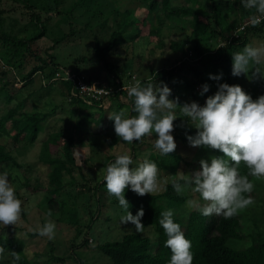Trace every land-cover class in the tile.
I'll use <instances>...</instances> for the list:
<instances>
[{"label": "trees", "instance_id": "1", "mask_svg": "<svg viewBox=\"0 0 264 264\" xmlns=\"http://www.w3.org/2000/svg\"><path fill=\"white\" fill-rule=\"evenodd\" d=\"M113 1L112 3L111 0H0V96L4 95L5 104L8 105L19 95L15 101L19 102L17 106L9 107L7 113L0 117V137L11 136L14 141L27 138L30 143H34L42 130V124L57 108V106L53 107L51 113L35 111L28 115L24 110L27 96H21L22 94H18L16 91L13 93V90L9 93L10 91L7 89L8 81L3 80L7 72L2 69L4 65L13 67L17 62L32 56L35 64L32 65L27 74L21 77L22 86L31 85L37 74L44 78L46 82L43 85L44 88H54L57 83L65 86L67 97L72 100V104H76L75 109L69 113L70 119L73 120L75 115L79 116L76 120V126L81 129L90 128L92 122L95 121L100 129L97 132L95 128V132L99 136L107 137L110 147H116L120 144H127V142L116 135L114 121L109 119L108 124L103 126L104 114L98 111H103L102 108L105 105H102L103 101H109L115 107L112 114L126 109L124 118L137 115L132 111L134 98L128 96L127 89H124L123 76L120 75V70L117 69L112 60L114 51L121 47L118 45L121 37H124L126 42H131L136 38H147L141 36L140 26L148 25L150 28L148 38L155 37L158 44L163 45L161 34L165 22L171 19H181V17L190 18L187 25L178 27L182 32V38L176 41L171 40L169 43V48L174 53L179 52L180 57L171 66L156 70L151 73L149 78L140 80L142 86L147 83L168 85L172 91L170 97L178 100L180 107L189 99L176 98V94H179L180 91L184 93L189 91L191 96L193 95L195 98L193 93L195 87L199 86L202 89V85H210V75L219 76L222 74V78L233 85L232 55L236 52H242L246 45H251V38L264 37V19L259 25L253 27L249 18L261 14L256 9L244 8L242 0H188L189 5L185 6L175 5V0H147L145 8L143 6L142 8L146 10L148 17L152 16L155 22L150 23V25L147 23V16L140 20L135 16V9L120 10L116 6L115 0ZM5 2L20 4L28 10L29 21L21 29L16 31L13 26L4 27L6 24L5 14L8 12L2 7ZM204 3L208 5H203ZM66 5L67 7H65ZM232 12L236 14L227 21V16ZM83 16L97 18L100 29L114 27L106 45L103 46L101 42L96 40L89 55L73 51L77 55L74 60L79 64L71 62L68 64L69 59H65L70 67L60 64L53 55L48 56L46 61L32 54V49L36 48V40L43 37H52L53 43L50 49L72 43L79 37L80 32L83 33L91 28L89 22H86L81 27L82 29L78 27L77 22ZM54 19H57L55 23H53ZM182 21H186V19ZM183 24L185 23L183 22ZM241 26L244 27V30L237 33L236 29ZM29 31L32 34L25 35ZM22 33L24 36H21ZM134 44V41L131 42L129 47H133ZM94 63L101 65L106 72L103 82L100 81L103 78L100 79L99 76L91 75L89 68L90 65H95ZM82 64H87L84 70L81 69L80 65ZM187 73L192 75L191 79ZM261 83L264 86V76H262ZM82 85L87 88L94 86L97 89H104L108 91V94L102 97L101 101L94 100L89 95L86 97L82 93L80 90ZM173 90H178V92L173 93ZM212 93L214 95L216 92ZM121 95L128 99V104L120 101ZM86 99L91 100V103H86ZM196 103L200 106L205 104L200 103L197 99ZM176 110L177 119L174 121L173 137L182 150L185 149V153L150 154L149 157V160L155 162L161 172L159 179L165 178L164 174L166 173H173V179L162 186V192L146 194L143 197L132 192L130 185L125 189V199L130 205L128 211L135 216L138 210L143 208L145 215L141 222L145 226L144 229L152 228L155 233L154 240L146 235L126 234L120 241L106 242L97 245L96 248L110 259L111 264H170L172 253L169 248L165 247L168 237L159 220L162 212L172 210L173 213H179L182 216L180 218L173 215V220L181 226L186 239L191 242L193 264H264V228L258 225V220L247 216V207L227 218L222 214L205 216L201 210L191 211V209L187 215L182 214V210L187 207L186 202L190 198L189 190L194 185L185 188L178 194L173 183L179 182L183 185L184 181L175 176L177 172L188 174L198 171L201 160H207L210 163L213 157L224 158L229 161L230 166L234 165L230 158L223 157V153L218 150L204 146L191 147L187 137L196 135L195 123L189 121V118L185 117L179 109ZM8 122L12 124L11 130L14 133L8 132L6 128ZM137 143L140 141L132 142L133 153L136 152L134 146ZM59 149L61 150L59 151ZM115 159L114 157L107 158L105 168L109 163H114ZM39 162L48 172L44 170L45 176L38 186H47L54 190L53 196L47 197V206L43 209L48 213L51 212L50 217L55 218L57 224L65 216V226L68 225L74 229V239L83 236V239L80 240V247H88L89 235L101 217V206H104L99 203L101 199L98 194L106 189L105 180L103 179L100 187L96 184L94 192L89 190L88 193L81 192V196L88 194L85 196L88 200L91 199V195L95 198L97 210L94 212L90 207L85 206V203L82 205L76 201L69 202L68 199L61 200L55 194L62 187V179L65 174L73 177L72 139L60 135L52 136L51 140L44 144ZM4 166L20 168L16 160L0 144V174L5 172ZM130 167L133 168L132 165ZM238 172L241 176H248L249 181L253 184L251 193H244V196L250 197L253 201L251 204L254 206L258 203L263 204L264 177L249 175V169L243 162L238 166ZM29 186L28 181L23 182L25 189H28ZM104 193L102 192L101 195ZM16 196L22 201L18 191H16ZM197 196L199 199L202 198L199 193ZM114 198L111 207L115 208L118 205L122 209L116 197ZM54 204H57L55 209ZM86 212L88 219L83 222ZM125 212L127 213L126 210ZM22 213L26 214L23 206ZM105 219L109 220L110 216L108 215ZM250 222L252 226L248 224ZM19 231L17 229L16 233L5 236L0 233V247H4L5 252L19 254L21 251L20 253H23L25 246L18 240ZM17 232L19 233L17 234ZM153 243L154 245H152ZM70 245L74 248L79 246L78 244ZM151 246L155 247L153 253L150 252ZM11 258L13 260L12 256ZM53 260L62 261L64 259L56 257ZM15 263L29 264L26 258L22 260L21 257Z\"/></svg>", "mask_w": 264, "mask_h": 264}, {"label": "rangeland", "instance_id": "2", "mask_svg": "<svg viewBox=\"0 0 264 264\" xmlns=\"http://www.w3.org/2000/svg\"><path fill=\"white\" fill-rule=\"evenodd\" d=\"M111 1L112 3L114 2L113 0ZM115 3L120 10L125 8L135 9V16L140 20L147 16L146 10L142 8V6L145 8L147 0H115ZM174 4L185 6L189 5V1L175 0ZM203 5L207 6L208 4L204 3ZM2 7L8 11L5 14L6 24L4 27L7 28L13 26V29L17 31L28 23L29 12L22 5L5 2L2 4ZM65 7H67V5ZM235 14V12H232L227 16L226 20L229 21ZM146 18L149 25L154 22L152 16H147ZM185 19L186 21H182ZM189 20V17H181V19H171L166 21L164 28L162 27L161 34L163 45L158 44L155 37L148 38L150 29L148 25L143 27L140 26L142 31L141 36L147 38L143 37L134 39L133 41L135 44L133 47H129L130 43L133 41L126 42L124 37L120 38L118 45L121 47L114 51L112 60L117 69L120 70V75L123 76V82L125 83L124 89H128L133 85L135 80H145L150 77L152 72L163 67L171 66L175 63L176 59L180 57V53H174L172 49L169 48V43L171 40L176 41L182 38V32L178 27L187 25ZM56 21L57 19H54L53 23ZM86 22L90 23L91 28L83 33L80 32L79 37L76 40H73L72 43L62 44L59 47L54 46V49H50L53 43L52 37H43L36 40V48L32 49V54H35L46 61L48 60V56L53 55L56 61L66 66H68L70 62L79 64L74 60L77 56L75 53L89 55L96 40L101 42L103 46L106 45L112 31L114 30V27L100 29L98 19L90 18L88 16H83L77 22V25L81 28ZM183 22L185 24H183ZM53 28L55 27L53 26ZM30 34H32L30 31L25 33V35ZM21 36H24V33H22ZM251 45L254 47L264 46V37L251 38ZM73 51L75 53H73ZM65 59H69L67 61L68 64ZM20 62H17L13 67L2 66L1 64L3 67L2 69L7 71L3 80L5 82L8 81L7 89H9V93L13 90V93L16 91V93L22 94L21 96H27L25 99L24 110L28 115L35 111L51 113L54 109L53 107L57 106V108L54 109L52 115L50 114L47 120L42 124V130L34 143H30L27 138H21L14 141L11 136L0 137V144L5 147L6 151L10 153V155L16 160L17 164L20 165V168L13 166H4V168L5 171L9 173L10 183L20 194L23 210L26 212V214L21 212V220L16 225L4 226L3 224H0V233L2 236H5L6 234L12 235L13 233H16L17 229L20 230V233L17 232V234L19 233L18 240L21 243H24L25 247H23V253H20V251L19 254L22 260L26 258L29 264H111L110 259L96 248L97 245L106 242L120 241L126 234L146 235L149 236L151 240H154L155 233L152 228H145L142 231L137 232L133 225L121 224V217L125 216L127 213L125 210H122L123 208H119L118 205L115 208L111 207L115 198L109 195L107 189L102 191L103 193L105 192V196L101 195L102 192L101 194H98L101 199L99 203L104 206H101V217L94 225L89 235L91 243L88 247H80V240L83 239V236L76 240L74 239V229L71 226H65V216H63L57 224L54 220L55 218L50 217L48 211L43 209L47 206V197L50 198L53 196L52 193H54V190H51V188L47 186H38L39 182H41L45 176L44 170L48 172L45 167H42L39 159L44 144L49 142L54 135H60L64 138L72 139V151L74 157L73 177L65 174L62 179V187L56 191L55 194L61 200L68 199L67 201L69 202L76 201L82 205L85 203V206L90 207L94 212L97 210V202H95V198L91 195V199L88 200V198L86 199L85 197L88 194L81 196V192L86 193L88 190L94 192L93 190L96 184H98L99 187L102 185L103 179L106 175L105 163L107 158H116L118 155L128 154L133 158L132 167L135 168L143 163L144 160H149L150 154L162 155V153L154 146V141L156 139V133L154 131L150 136L143 137L140 143H137L134 146L136 152L133 153L132 143L110 147L109 139L103 135L99 136L95 132V128L97 132L99 129V125L95 121L92 122V125L88 129L78 128L76 126V120L79 116L75 115L73 120H71L69 116L70 111L75 109L76 104H72V100L67 97L65 86L57 83L54 88H44L43 85L46 82L40 74L35 76L31 85L22 86L23 83L21 77L27 74L32 65L35 64V61L32 56H28L26 57V60H21ZM94 64L95 65H90L89 68L91 75L99 76L100 79L103 78L100 80L103 82L106 77V72L102 69L101 65ZM86 65H80L81 69L84 70ZM257 69L263 75L264 63L260 65L250 63L248 69L249 72L247 74H241L239 77L234 76L232 79L233 85H239L254 101L258 97L264 96V86L261 83L262 76L255 73ZM128 75H130V78ZM187 75L189 79H191L190 77H192V75L189 73H187ZM223 83H227L230 86L232 85L226 82L224 78H221L219 81L211 80L209 91L204 93V95L200 94L202 89L199 86L195 87L193 92L195 98L193 95L191 96L189 91L184 93L182 91L178 92V90H173V93H176V91L179 93L176 94V98L184 97L189 99L187 102L189 104L196 102V99L200 103H205L206 99L213 95L212 92H217L218 84ZM18 96H16V98H14L8 105L5 104L4 95L0 96V117L7 113L10 109L9 107L17 106L19 102L15 101ZM170 96L169 99L174 100ZM119 99L122 103L128 104V99L124 96L121 95ZM102 105H104L102 108L103 111L98 112L104 114L103 126H106L109 121L108 116L114 112L115 107L113 106V103L109 101H103ZM202 105L204 106V104ZM176 111L177 110H175V114ZM11 126L12 124L9 122L6 124L8 132L14 133V131L11 130ZM172 135L174 136L173 133ZM174 141L177 145L174 153H185V149L182 150L178 145V142L176 140ZM60 150L61 149H59V151ZM160 175L161 172L159 170L158 182L160 184V191L157 193L162 192V186L166 184V182L171 181L174 177L173 173H166L164 174L165 178L159 179ZM25 181H28V184L30 185L28 189L23 187V182ZM189 195L190 198L188 201L198 200L201 206L199 209H191V211H202V208L208 204L203 198L199 199L197 193L194 192L192 188L189 190ZM56 206L57 204H54V209ZM189 210L190 208L188 206L184 207L182 214L187 215ZM247 210V216L258 220V225L261 228H264V202L263 204L258 203L256 206L253 204L250 206L248 205ZM108 215L110 216V219L106 220L105 218ZM174 215L182 218L179 213H174ZM84 218L85 220L83 222H86L88 219L87 212L84 213ZM48 221H51L56 225L53 239H48L46 236L39 235V229ZM248 224L252 226L251 222ZM29 234L31 235L29 236ZM70 244H78L79 246L78 248H74L73 246L71 247ZM152 245H154V243ZM154 249L155 247L151 246L150 252L153 253ZM56 257L64 260L54 261L53 258ZM0 264L16 263L12 260L11 254L5 252L3 256H0Z\"/></svg>", "mask_w": 264, "mask_h": 264}, {"label": "clouds", "instance_id": "3", "mask_svg": "<svg viewBox=\"0 0 264 264\" xmlns=\"http://www.w3.org/2000/svg\"><path fill=\"white\" fill-rule=\"evenodd\" d=\"M246 9H256L260 16H251L250 23L253 27L259 25L264 19V0H242ZM244 27L236 29L242 32ZM232 75L239 77L247 74L250 63L260 65L264 63V46L254 47L246 45L242 52L232 55ZM256 74L262 75L259 70ZM219 76H209V79L219 81ZM135 79V78H134ZM94 87V86H93ZM201 95L209 91L210 86H201ZM128 96L134 98L132 111L136 116L124 118L127 110L110 114L108 118L114 121L116 135L127 143L141 141L145 136H150L154 131L156 139L154 146L162 154L167 155L175 151L177 145L172 135L174 121L177 119L175 110L180 112L193 123L197 133L188 136L191 147L201 146L218 150L223 157L201 160L200 170L188 174L177 172L175 176L184 181L181 185L174 182L173 187L179 194L185 188L194 185L192 190L199 193L208 204L202 208L205 216L224 215L234 216L240 209L253 203L250 197L244 193H251L253 184L248 176H241L238 166L243 162L249 169V175L264 177V96L255 101L246 94L239 85L218 84L217 92L209 96L204 106L196 102L185 103L182 107L178 100H170L171 89L166 84L147 83L142 86L140 80L128 89ZM133 158L128 154L118 155L114 163H109L104 177L106 189L109 195L116 197L119 205L127 211L121 217V224H131L137 232L144 229L141 222L145 213L143 208L138 210L135 216L128 211L130 205L125 199V189L130 185L131 191L143 197L146 194L160 191L158 182V166L155 162L144 160L138 167L131 168ZM190 209H199L198 200L186 202ZM22 201L17 198L16 190L9 181V173L0 174V224L4 226L16 225L21 220ZM51 216V212L48 213ZM159 223L167 235L165 247L169 248L172 256L170 264H193L191 242L186 239L181 226L173 220V211L162 212ZM56 225L48 221L39 229L40 236L53 239ZM91 239L89 240V244ZM5 254V248L0 247V256ZM14 262L20 259V254L10 253Z\"/></svg>", "mask_w": 264, "mask_h": 264}, {"label": "built area", "instance_id": "4", "mask_svg": "<svg viewBox=\"0 0 264 264\" xmlns=\"http://www.w3.org/2000/svg\"><path fill=\"white\" fill-rule=\"evenodd\" d=\"M80 90L82 91V93L85 94L86 97H87V95H89L91 98H93L94 100H97V101H99L102 97H104L108 94V91H106L104 89H97L96 87L87 88V87H85V85H82L80 87ZM86 103L90 104L91 100L86 99Z\"/></svg>", "mask_w": 264, "mask_h": 264}]
</instances>
